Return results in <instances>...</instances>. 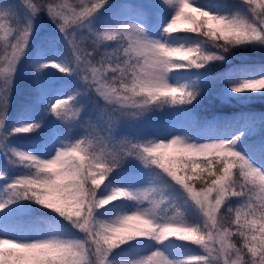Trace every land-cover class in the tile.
Masks as SVG:
<instances>
[{"label": "snow or ice", "instance_id": "obj_1", "mask_svg": "<svg viewBox=\"0 0 264 264\" xmlns=\"http://www.w3.org/2000/svg\"><path fill=\"white\" fill-rule=\"evenodd\" d=\"M255 100L264 0H0V264H264Z\"/></svg>", "mask_w": 264, "mask_h": 264}, {"label": "trees", "instance_id": "obj_2", "mask_svg": "<svg viewBox=\"0 0 264 264\" xmlns=\"http://www.w3.org/2000/svg\"><path fill=\"white\" fill-rule=\"evenodd\" d=\"M183 26V25H182ZM258 59V57H257ZM223 68H218L215 71L219 72V71H223ZM27 92H28V85L27 82H20L17 85V91L16 94L13 97V104H12V109H11V115L12 117L15 116L17 108L19 107V105L25 100L26 96H27ZM218 103V101H217ZM177 107H183V106H177ZM237 106H233V110L236 109ZM249 108L255 110V111H264V101L261 100H255L253 102H251L250 105H248ZM208 108L207 103L205 104V108L203 109H198L197 113L199 116L203 117L205 115H208L209 112L206 111V109ZM180 121V117L177 116H169V115H162L160 116V118H156V122L158 123V128L157 129H153L152 130H159L162 131L166 128H169L170 126H172L173 124H178ZM22 141H28L25 139H21ZM28 143L30 144L29 147L32 146L31 142L28 141ZM192 247H196V246H192Z\"/></svg>", "mask_w": 264, "mask_h": 264}, {"label": "rangeland", "instance_id": "obj_3", "mask_svg": "<svg viewBox=\"0 0 264 264\" xmlns=\"http://www.w3.org/2000/svg\"><path fill=\"white\" fill-rule=\"evenodd\" d=\"M53 71H58V70H53ZM60 75H63V74H60ZM158 118H160V116H158ZM158 123L156 122V119L154 120V122L152 123V125H151V128H153V129H157L158 128ZM22 146H24V147H29L30 146V144L28 143V141L26 142V141H22V140H20V141H18Z\"/></svg>", "mask_w": 264, "mask_h": 264}]
</instances>
